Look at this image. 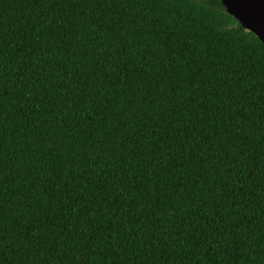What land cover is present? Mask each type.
Segmentation results:
<instances>
[{
	"label": "trees",
	"instance_id": "16d2710c",
	"mask_svg": "<svg viewBox=\"0 0 264 264\" xmlns=\"http://www.w3.org/2000/svg\"><path fill=\"white\" fill-rule=\"evenodd\" d=\"M0 264H264V44L220 0H0Z\"/></svg>",
	"mask_w": 264,
	"mask_h": 264
},
{
	"label": "water",
	"instance_id": "95a60500",
	"mask_svg": "<svg viewBox=\"0 0 264 264\" xmlns=\"http://www.w3.org/2000/svg\"><path fill=\"white\" fill-rule=\"evenodd\" d=\"M225 12L264 44V0H220Z\"/></svg>",
	"mask_w": 264,
	"mask_h": 264
}]
</instances>
